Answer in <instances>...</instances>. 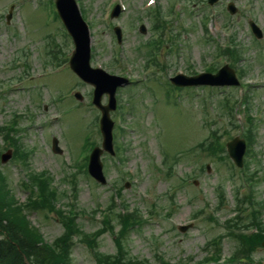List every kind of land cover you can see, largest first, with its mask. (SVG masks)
<instances>
[{"label": "rangeland", "instance_id": "obj_1", "mask_svg": "<svg viewBox=\"0 0 264 264\" xmlns=\"http://www.w3.org/2000/svg\"><path fill=\"white\" fill-rule=\"evenodd\" d=\"M200 1L205 4V0ZM76 2L83 8L85 20L92 23L89 26L93 66L102 65L111 71L106 64L118 55L119 59L132 57L137 62V65L121 63L129 71V76H137L142 72L140 69L145 63V55L140 54L136 47L156 36L152 30V18L147 13L154 6L158 5L167 21L166 34L175 36L172 52L162 51V57L171 67L167 69L169 65L161 66L152 78L143 74L138 84L128 87L134 92L137 90L134 94L137 110L124 113L123 119L115 111L111 114L114 127L115 123L127 124L124 126L125 135L120 137L126 147V161L120 163L117 159H112L115 156L110 157L103 153L101 159L107 180L105 185L85 177L73 165V161L76 162L84 155L80 148L81 139L87 137L100 144L97 127H93V120L99 112L87 103L89 97L86 94L90 91V85L82 83L74 88L84 95L82 101H76L81 105L78 106L69 92L75 84L81 82L78 77L68 66L44 64L47 59L46 49L53 47L52 43L49 44L51 37L63 50L72 48V44L64 41L69 37L55 14L54 0H0V125L8 121L13 113L21 114L18 126L22 129L20 134L24 147L31 149L29 163L32 170L48 171L54 176L57 185L64 173L76 171L78 206L85 210L78 217L83 231L91 232L98 226L99 215L90 212L94 203L107 202L110 193L117 186L129 181V186L121 190L123 199L130 207L137 205L144 212L153 208L154 212L150 223L139 230L133 229L128 234L126 246L130 255L147 259L148 264H158L155 253L160 250L170 263L195 264L206 255L205 244L215 236H221L222 258L208 264H229L226 259L234 250L235 239L230 234L232 225L227 220L235 218L240 212L235 209L239 196L234 193V187L238 182H243L240 177L241 170H236V167L231 169L229 164L220 163L195 149L187 158L179 159L173 174L167 176V167L162 164V158L163 152L171 156L202 140L210 130V127H205L209 123H214L212 128L222 130L233 120L237 127L234 128L232 136H241L246 115L249 114L256 124V135L244 176L249 173L258 178L252 191L255 199L264 201V84L259 85L264 78V40H258V45L244 23L238 24L245 37L241 51L243 61L236 66L248 67L241 82L258 87L247 89L242 86L245 90L242 92L236 87H221L216 91L205 86L173 88L169 84L167 72L169 75L177 71L197 72L203 71L211 63H223L224 58H214L216 45L225 42L226 37L224 20L221 17L213 19L215 14L212 10H201L196 4L198 0ZM116 2L122 5L123 10L118 18L110 19L109 11ZM11 4V17L6 23L5 14ZM244 4L252 5L249 16H253L264 27V0H244ZM170 9L172 12L168 15ZM219 12H222V7H219ZM207 14L211 17L208 18ZM110 21L120 25L123 31V40L118 51L114 33L109 26ZM140 23L146 27L145 33L139 32ZM209 36L211 41L205 40ZM161 47L168 48L165 41ZM22 49L29 53L24 56ZM62 58L63 53H59L57 61ZM25 61L30 64L28 69L23 65ZM120 71L117 67L113 68L115 73ZM37 72L42 73L35 74ZM7 85L13 89L10 90ZM126 94L127 91L120 90L118 95L124 98ZM226 96H229L230 103L235 101L232 116L227 114L222 105V99L225 100ZM241 98L246 101L241 103ZM124 103L128 102L124 100ZM259 112L260 119L257 115ZM57 113L59 121L58 118H53ZM53 136L58 138L63 149L62 154L52 152ZM206 164L210 165L209 171L199 168ZM2 169L16 199L23 201L27 195L19 185V180L25 176L23 165L19 160H10L2 165ZM181 178L187 179L186 184L182 188L176 187L173 197L169 198L166 194L180 183ZM193 180L197 182L194 183ZM67 186L64 183L61 188L66 190ZM219 187L224 190L225 200L215 209V220L207 217L206 212L200 214L202 217H194L193 212L206 202L212 208L218 205L216 202L219 194L216 189ZM63 202L66 199L61 198L57 205L60 206ZM151 204L155 206L151 207ZM170 206L173 210L167 213L166 209ZM262 211L261 219L264 221V210ZM28 218L47 242L52 241L62 231L52 213L33 211L28 214ZM189 223L191 226L185 231L177 229L178 225ZM98 248L103 252L114 251L111 234L107 233L99 238ZM249 256L251 261L245 264H264V247L255 248ZM71 257L72 264H94L91 252L79 241L75 242Z\"/></svg>", "mask_w": 264, "mask_h": 264}, {"label": "trees", "instance_id": "obj_2", "mask_svg": "<svg viewBox=\"0 0 264 264\" xmlns=\"http://www.w3.org/2000/svg\"><path fill=\"white\" fill-rule=\"evenodd\" d=\"M9 127H0V135L3 139H9L12 142L17 140L9 131ZM15 133V131L13 130ZM249 133V131H248ZM251 138L250 136H248ZM15 144V143H14ZM198 146L208 152L210 156L222 158L223 144L216 140H205L198 143ZM19 145L15 144V149ZM35 187V196L37 200H30L26 207L33 209L54 210L53 202L55 198V189L49 186L48 177H36L32 179ZM11 191L5 186L4 176L0 172V263L1 264H69L70 248L73 244V237L79 236V239L85 241L90 248H94L96 237L105 232L112 230L111 221L104 217L103 224L92 236L87 235L80 230L74 217L67 214L68 212L59 211L61 217L63 232L58 236L53 244H47L42 241L41 235L36 228L30 225L23 213V207L16 205ZM136 212L120 216L122 228L114 238L115 252L113 254L101 253L96 249L93 251V257L96 264H144L141 260L128 256L124 246V234L132 222H137ZM257 226L260 221L257 216L253 219ZM240 220L235 222L236 225ZM244 244L236 248L234 256L238 254L245 257L250 254L260 244L262 235L260 233L237 235ZM24 258L28 263L24 262Z\"/></svg>", "mask_w": 264, "mask_h": 264}, {"label": "water", "instance_id": "obj_3", "mask_svg": "<svg viewBox=\"0 0 264 264\" xmlns=\"http://www.w3.org/2000/svg\"><path fill=\"white\" fill-rule=\"evenodd\" d=\"M56 6L59 15L62 17L67 29L69 32L74 36H76L78 42L80 43V48L78 54V57L72 61L71 66L73 69L82 76L85 80L90 81L92 83H95L96 85V96L94 99V102L99 105V97L100 94L104 91V89L101 87V83L97 78L94 77L95 73L99 72V70H93L90 69L88 66V42L86 43V39L84 38L83 34L87 36L86 28L84 26V23L82 22L81 16L79 14V11L76 7V4L74 0H56ZM118 12V8H115L112 11V15H116ZM209 80H205V82L211 83V84H236L237 80L233 74V71L231 69H228L227 66H224L222 69L218 71L215 75H207ZM192 81L194 83L202 82V80H197V78H193ZM179 83L178 81H175ZM119 84V82L113 83L108 90L110 91L111 100L113 101L112 95L115 86ZM114 104L112 103L108 107H102L103 109V115L101 119V130L104 135V141L103 146L111 150V126L112 123L108 118L107 111L109 108H113ZM227 151L229 153V156L232 158V160L238 164L241 165L242 161V155L244 152V141L242 139H239L235 137L231 141H229L226 144ZM54 150L59 151V149L56 147V140H54ZM100 153V149L95 148L91 154L90 157V163H89V171L91 174L96 177L100 181H104V177L101 172V163L99 162L98 155ZM10 153L7 152L2 156L3 160L7 159L9 157Z\"/></svg>", "mask_w": 264, "mask_h": 264}]
</instances>
